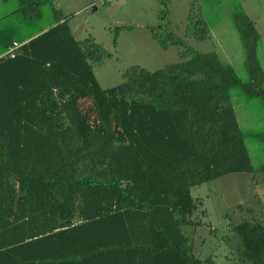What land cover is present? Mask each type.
I'll list each match as a JSON object with an SVG mask.
<instances>
[{"label":"trees","instance_id":"16d2710c","mask_svg":"<svg viewBox=\"0 0 264 264\" xmlns=\"http://www.w3.org/2000/svg\"><path fill=\"white\" fill-rule=\"evenodd\" d=\"M53 1L2 2L11 9L0 16V56L21 46L0 58V264H215L193 255L184 232L200 225L190 189L264 173L248 153L264 137L238 126L230 101L264 110L253 23L229 9L244 82L215 52L186 48L180 62L129 67L103 90L92 65L108 55L90 38L75 40ZM44 12L45 27L21 32ZM184 36L208 38L201 14L188 13ZM230 231L241 258L264 264V224Z\"/></svg>","mask_w":264,"mask_h":264},{"label":"rangeland","instance_id":"374dc122","mask_svg":"<svg viewBox=\"0 0 264 264\" xmlns=\"http://www.w3.org/2000/svg\"><path fill=\"white\" fill-rule=\"evenodd\" d=\"M2 2L0 16L11 9L10 4ZM235 6L253 23L259 35L257 57L264 71V0L53 1V8L66 18L75 40L90 38L108 55L92 65L93 76L103 90L120 84L121 74L129 67L153 72L180 62L179 55L186 48L199 53L215 52L233 68L241 82L246 81L243 51L228 14ZM189 12L201 14L207 23L206 40L184 36ZM47 15L44 12L42 19L21 32L45 27ZM153 33L161 41L178 38L184 48L167 42L166 49H162L152 38ZM230 101L238 126L264 137V110L258 102L241 96H232ZM89 116L86 114L84 118ZM248 153L252 164L264 163L263 145L256 144L253 148L248 145ZM190 196L196 205L191 220L200 223L193 230H184L191 238L193 255L198 259L210 257L215 264H250L237 254L240 242L230 227L242 222L264 224V173L253 177L228 174L191 188Z\"/></svg>","mask_w":264,"mask_h":264},{"label":"built area","instance_id":"2783aa9c","mask_svg":"<svg viewBox=\"0 0 264 264\" xmlns=\"http://www.w3.org/2000/svg\"><path fill=\"white\" fill-rule=\"evenodd\" d=\"M21 46L20 43L12 42L11 45L6 49V51L0 56V58L8 57L12 58L15 51Z\"/></svg>","mask_w":264,"mask_h":264}]
</instances>
